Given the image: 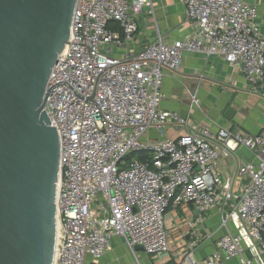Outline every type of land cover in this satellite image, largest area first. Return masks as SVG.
<instances>
[{"label": "built area", "instance_id": "2783aa9c", "mask_svg": "<svg viewBox=\"0 0 264 264\" xmlns=\"http://www.w3.org/2000/svg\"><path fill=\"white\" fill-rule=\"evenodd\" d=\"M182 2L189 37L156 40L122 60L113 48L134 41L136 17L151 0H76L69 42L51 71L43 108L60 144L53 264H94L115 237L135 260L137 247L149 256L166 253L164 217L181 204L199 215L219 213L223 233L202 264H264V129L212 132L160 109L163 70L177 71L188 54L221 57L240 72L249 93L264 100L258 9L245 0ZM166 125L184 132L145 142L150 129L163 135ZM240 149L253 160L234 161L224 182L216 172L219 156ZM132 153L142 157L127 161Z\"/></svg>", "mask_w": 264, "mask_h": 264}, {"label": "water", "instance_id": "95a60500", "mask_svg": "<svg viewBox=\"0 0 264 264\" xmlns=\"http://www.w3.org/2000/svg\"><path fill=\"white\" fill-rule=\"evenodd\" d=\"M75 4L0 0V264L54 263L60 144L43 108Z\"/></svg>", "mask_w": 264, "mask_h": 264}, {"label": "crops", "instance_id": "0c3cea01", "mask_svg": "<svg viewBox=\"0 0 264 264\" xmlns=\"http://www.w3.org/2000/svg\"><path fill=\"white\" fill-rule=\"evenodd\" d=\"M245 1L256 5L257 23L264 32V0ZM136 21L138 29L134 41L124 47L113 48V54L119 59L133 58L138 51L156 40L160 39L163 43L169 44L191 35L182 0H151L150 7H145L136 17ZM230 89L233 94L228 93ZM161 93L163 94L161 110L187 117L191 124L208 127L212 132L224 128L254 134L264 129V122L263 126L255 123L246 126V120H243L244 115L239 106H248L243 101L250 94L249 90L240 72L228 65L221 57L204 58L193 54L185 55L177 71L163 70ZM252 96L259 98L256 95ZM217 106L222 108L218 110ZM228 112L229 115H226ZM162 131L163 135L156 129H150L144 137L145 142L153 144L165 138L177 139L184 132L181 127L175 128L172 125H166ZM252 160V156L243 149L238 150L233 157L220 154L216 172L225 182L233 174L234 161L239 164ZM234 186L235 190H238L237 181ZM164 220L168 238L166 253L149 256L139 250L135 260L124 240L115 237L111 241V250L93 263L202 264L216 249V242L223 233L219 229L220 216L216 209L199 215L191 204L171 205ZM228 228L234 232V226ZM223 264H241V262L229 260ZM253 264L259 263L254 261Z\"/></svg>", "mask_w": 264, "mask_h": 264}, {"label": "rangeland", "instance_id": "374dc122", "mask_svg": "<svg viewBox=\"0 0 264 264\" xmlns=\"http://www.w3.org/2000/svg\"><path fill=\"white\" fill-rule=\"evenodd\" d=\"M232 92L233 91L231 89L228 91L229 94H233ZM245 99L246 100H244L243 102L248 106L247 107H241L239 105L238 106L243 112L244 115L243 120H246V126L253 125L254 123L257 125H262L264 122V100H260L259 98H256L250 94ZM233 102L235 103L236 101L233 99ZM216 108L220 110L222 107L217 106ZM237 117H238V112L236 113V118ZM141 156H142L141 153H132L129 154L125 159L127 161H129L131 158L138 160L141 158Z\"/></svg>", "mask_w": 264, "mask_h": 264}, {"label": "trees", "instance_id": "16d2710c", "mask_svg": "<svg viewBox=\"0 0 264 264\" xmlns=\"http://www.w3.org/2000/svg\"><path fill=\"white\" fill-rule=\"evenodd\" d=\"M142 157V156H141ZM144 158V157H143Z\"/></svg>", "mask_w": 264, "mask_h": 264}]
</instances>
